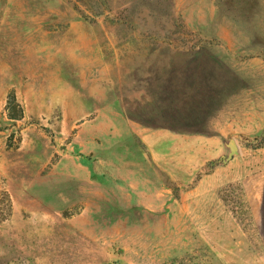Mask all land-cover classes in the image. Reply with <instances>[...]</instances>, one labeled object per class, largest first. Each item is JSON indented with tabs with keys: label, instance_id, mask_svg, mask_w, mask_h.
Segmentation results:
<instances>
[{
	"label": "rangeland",
	"instance_id": "obj_1",
	"mask_svg": "<svg viewBox=\"0 0 264 264\" xmlns=\"http://www.w3.org/2000/svg\"><path fill=\"white\" fill-rule=\"evenodd\" d=\"M0 264H264V0H0Z\"/></svg>",
	"mask_w": 264,
	"mask_h": 264
},
{
	"label": "water",
	"instance_id": "obj_2",
	"mask_svg": "<svg viewBox=\"0 0 264 264\" xmlns=\"http://www.w3.org/2000/svg\"><path fill=\"white\" fill-rule=\"evenodd\" d=\"M230 149H231V155H233L237 152L236 144L233 141H231V143H230Z\"/></svg>",
	"mask_w": 264,
	"mask_h": 264
}]
</instances>
